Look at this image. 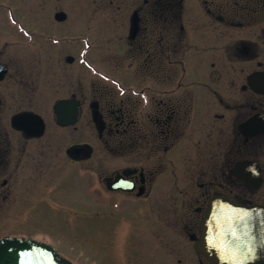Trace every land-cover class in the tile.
Wrapping results in <instances>:
<instances>
[{"label": "flooded vegetation", "instance_id": "af4514ba", "mask_svg": "<svg viewBox=\"0 0 264 264\" xmlns=\"http://www.w3.org/2000/svg\"><path fill=\"white\" fill-rule=\"evenodd\" d=\"M81 1L0 3V239L103 211L123 264H230L196 244L213 201L264 214V0Z\"/></svg>", "mask_w": 264, "mask_h": 264}, {"label": "rangeland", "instance_id": "374dc122", "mask_svg": "<svg viewBox=\"0 0 264 264\" xmlns=\"http://www.w3.org/2000/svg\"><path fill=\"white\" fill-rule=\"evenodd\" d=\"M82 2L83 0L81 4ZM0 3L7 5L8 0H0ZM103 12H94V25L105 22V17L103 16L105 12ZM92 46L88 52L90 60L95 59L102 51L101 47L97 48L95 43ZM99 150L101 151V149ZM86 172L84 171V174ZM97 172V170H93V185L100 183V173ZM78 183H80V177H78ZM82 183L86 184L84 181ZM101 196L99 191H94L95 199L100 200ZM93 205L95 209H100L96 207L95 202H93ZM62 212H65V214L62 213L61 218L49 217L43 212L38 218L13 223L12 235L27 240L51 244L57 249L59 254L73 261L75 264L124 263L125 254H119L120 251L117 252L112 245L109 233L111 232L110 223H103L106 222L105 220L101 221L100 217L104 216L103 211L99 213L101 216L97 219H94L95 217L92 219L75 218V214L65 207H62ZM176 223L177 218L175 214V226ZM118 234L116 232L112 233L113 237H119ZM116 249L119 250L117 247Z\"/></svg>", "mask_w": 264, "mask_h": 264}, {"label": "water", "instance_id": "95a60500", "mask_svg": "<svg viewBox=\"0 0 264 264\" xmlns=\"http://www.w3.org/2000/svg\"><path fill=\"white\" fill-rule=\"evenodd\" d=\"M227 207V208H226ZM223 207L225 212L220 209L211 212V216L207 219L206 223L201 227L202 242L197 244V248L200 249L204 245V238L209 237L211 233L219 231L215 230L213 221L217 223V220L224 223L226 228L223 231L228 232L230 224H234V229H239V234H243L242 240H246L249 235V216L252 217V211L249 209L237 207L236 211L232 210L228 205ZM226 211H229L226 212ZM216 215V217H215ZM217 219V220H216ZM243 221V223H241ZM251 222V221H250ZM221 230V229H220ZM253 230L251 229L250 233ZM210 238V237H209ZM216 238L212 239L213 241ZM246 251V246L241 249ZM0 264H72L59 257L56 251L50 246L29 241L25 239H5L0 241Z\"/></svg>", "mask_w": 264, "mask_h": 264}, {"label": "snow or ice", "instance_id": "6c2138e0", "mask_svg": "<svg viewBox=\"0 0 264 264\" xmlns=\"http://www.w3.org/2000/svg\"><path fill=\"white\" fill-rule=\"evenodd\" d=\"M241 223H243V221H241ZM234 227H235L234 224H230L228 228V234L233 235L234 240H235V243L233 245H230V248H233L234 250L239 251V241H241L243 238L237 234L239 232V229H236L234 231Z\"/></svg>", "mask_w": 264, "mask_h": 264}, {"label": "bare ground", "instance_id": "6f19581e", "mask_svg": "<svg viewBox=\"0 0 264 264\" xmlns=\"http://www.w3.org/2000/svg\"><path fill=\"white\" fill-rule=\"evenodd\" d=\"M122 185H124V182L119 181L118 184L115 183L114 186H122ZM250 228H252L253 232H255L256 234L259 232L258 228H257L256 226H254V225L251 226ZM234 231H235V229H234ZM232 238H233V241H234V243H235V240H234V236H233V235H232Z\"/></svg>", "mask_w": 264, "mask_h": 264}]
</instances>
